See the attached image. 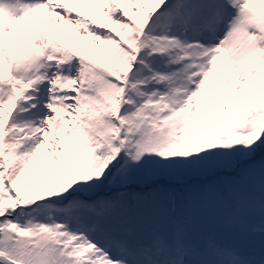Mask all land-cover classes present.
<instances>
[{
    "label": "snow or ice",
    "instance_id": "obj_1",
    "mask_svg": "<svg viewBox=\"0 0 264 264\" xmlns=\"http://www.w3.org/2000/svg\"><path fill=\"white\" fill-rule=\"evenodd\" d=\"M0 264H264V0H0Z\"/></svg>",
    "mask_w": 264,
    "mask_h": 264
}]
</instances>
